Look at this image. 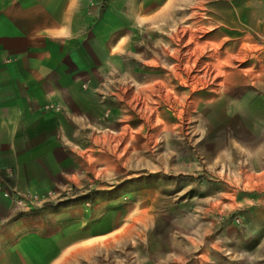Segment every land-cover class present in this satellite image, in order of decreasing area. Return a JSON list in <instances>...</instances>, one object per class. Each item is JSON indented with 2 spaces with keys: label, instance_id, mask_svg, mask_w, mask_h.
I'll list each match as a JSON object with an SVG mask.
<instances>
[{
  "label": "rangeland",
  "instance_id": "1",
  "mask_svg": "<svg viewBox=\"0 0 264 264\" xmlns=\"http://www.w3.org/2000/svg\"><path fill=\"white\" fill-rule=\"evenodd\" d=\"M90 7L104 62L77 84L100 128L56 198L105 200L106 264H264V0Z\"/></svg>",
  "mask_w": 264,
  "mask_h": 264
},
{
  "label": "crops",
  "instance_id": "2",
  "mask_svg": "<svg viewBox=\"0 0 264 264\" xmlns=\"http://www.w3.org/2000/svg\"><path fill=\"white\" fill-rule=\"evenodd\" d=\"M91 13L90 0H0V264H106L116 229L98 206L105 200L56 198L83 177V155L69 143L88 145L95 134L84 129L100 128L91 89L77 84L104 62L99 39L83 43ZM12 189L52 192L23 211Z\"/></svg>",
  "mask_w": 264,
  "mask_h": 264
},
{
  "label": "built area",
  "instance_id": "3",
  "mask_svg": "<svg viewBox=\"0 0 264 264\" xmlns=\"http://www.w3.org/2000/svg\"><path fill=\"white\" fill-rule=\"evenodd\" d=\"M57 110V107H54ZM51 190H17L12 189L10 194L17 200H19V206L21 209H26L37 205L38 202H43L49 195H51ZM66 196H63L65 198Z\"/></svg>",
  "mask_w": 264,
  "mask_h": 264
}]
</instances>
